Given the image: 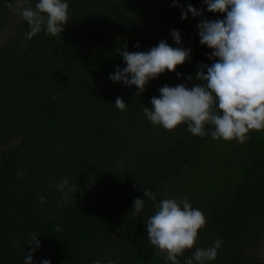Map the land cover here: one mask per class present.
I'll return each mask as SVG.
<instances>
[{"label":"trees","instance_id":"obj_1","mask_svg":"<svg viewBox=\"0 0 264 264\" xmlns=\"http://www.w3.org/2000/svg\"><path fill=\"white\" fill-rule=\"evenodd\" d=\"M3 3L0 264H24L32 234L40 243L34 264H171L147 239L156 209L142 188L156 203L187 198L204 213L207 223L180 264L217 239L218 255L205 264H264L252 250L264 233V131L249 132L244 144L213 140L185 124L154 127L143 112L164 85L201 83L198 67L215 58L200 44L197 24L225 14L208 12L203 0H178L176 7L172 0H67L60 36L41 31L28 40L27 23ZM188 4L202 15L182 20ZM171 30L180 32V45ZM162 40L190 49L188 61L150 80L139 96L135 85L109 79L126 67L118 50L148 51ZM117 97L124 111L115 107ZM137 198L144 208L133 216Z\"/></svg>","mask_w":264,"mask_h":264},{"label":"clouds","instance_id":"obj_2","mask_svg":"<svg viewBox=\"0 0 264 264\" xmlns=\"http://www.w3.org/2000/svg\"><path fill=\"white\" fill-rule=\"evenodd\" d=\"M203 3L208 12L225 14L223 19L201 20L197 24L200 44L212 50L208 58L215 61L211 66L198 67L195 79L201 83H194L190 88L186 84L161 87L159 96L151 98V108L143 107V112L154 127L173 131L185 124L194 136L210 135L213 140H235L244 144L250 139L249 132L264 131V0H203ZM177 4L178 0H172L173 7ZM3 6L19 12L29 27L23 33L28 40L41 31L60 36L68 22L67 0H38L34 7L29 0H4ZM181 12L182 20L187 19L188 13L193 17L202 15V10L191 4ZM171 35L175 44L180 45V32L171 30ZM190 51L172 47L163 40L148 51L129 52L125 46V50L118 52L126 67L122 70L117 67L109 79L125 86L135 85L139 96L150 80L165 71L173 72L188 61ZM114 105L120 111L127 107L120 97L115 99ZM205 125L212 130L206 131ZM68 184L65 179L56 187L63 190ZM142 191L156 209L146 223L149 243L157 254H165L171 264H180L178 257L194 247L199 230L207 223L204 213L193 208L187 198L180 201L165 198L156 203L154 192L147 188ZM40 199L43 202L45 198ZM144 203V199L134 200L133 216L140 213ZM55 230L61 229L56 226ZM36 237L32 234L26 242L32 247L24 257V264H34L33 253L40 247ZM221 244L222 240L217 239L207 248H196L185 264L215 260ZM40 264L51 262L44 259Z\"/></svg>","mask_w":264,"mask_h":264},{"label":"rangeland","instance_id":"obj_3","mask_svg":"<svg viewBox=\"0 0 264 264\" xmlns=\"http://www.w3.org/2000/svg\"><path fill=\"white\" fill-rule=\"evenodd\" d=\"M3 35H6V31ZM2 37V36H1ZM253 252L254 256L258 258L261 262L264 263V233L263 235L257 240L255 244H253Z\"/></svg>","mask_w":264,"mask_h":264}]
</instances>
